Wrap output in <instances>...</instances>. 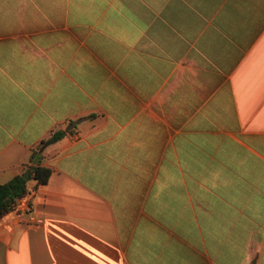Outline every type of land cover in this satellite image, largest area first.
Returning <instances> with one entry per match:
<instances>
[{"label":"crops","instance_id":"1","mask_svg":"<svg viewBox=\"0 0 264 264\" xmlns=\"http://www.w3.org/2000/svg\"><path fill=\"white\" fill-rule=\"evenodd\" d=\"M59 130L0 264H264V0H0V184Z\"/></svg>","mask_w":264,"mask_h":264},{"label":"trees","instance_id":"2","mask_svg":"<svg viewBox=\"0 0 264 264\" xmlns=\"http://www.w3.org/2000/svg\"><path fill=\"white\" fill-rule=\"evenodd\" d=\"M67 131L59 130L54 132L51 137L43 141L38 149L34 150L27 166V170L31 171L30 180H36L37 186L45 185L50 179L52 170L42 165V152L46 146L61 140ZM23 175L15 176L14 179L7 183L0 184V221L11 214L15 208L16 200L19 197L25 196L30 188L29 181L22 177Z\"/></svg>","mask_w":264,"mask_h":264},{"label":"built area","instance_id":"3","mask_svg":"<svg viewBox=\"0 0 264 264\" xmlns=\"http://www.w3.org/2000/svg\"><path fill=\"white\" fill-rule=\"evenodd\" d=\"M33 200V189H30L25 196L19 197L16 200L15 208L11 214H13L22 225L40 226L44 224V219L38 216L35 210Z\"/></svg>","mask_w":264,"mask_h":264},{"label":"water","instance_id":"4","mask_svg":"<svg viewBox=\"0 0 264 264\" xmlns=\"http://www.w3.org/2000/svg\"><path fill=\"white\" fill-rule=\"evenodd\" d=\"M30 175H31V174H30V171H27L26 173L23 174L22 177H23L24 179H26L27 181H29V180H30V177H29Z\"/></svg>","mask_w":264,"mask_h":264}]
</instances>
